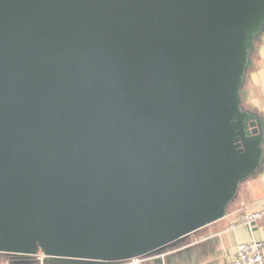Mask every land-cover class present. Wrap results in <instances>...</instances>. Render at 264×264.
<instances>
[{
	"label": "water",
	"instance_id": "95a60500",
	"mask_svg": "<svg viewBox=\"0 0 264 264\" xmlns=\"http://www.w3.org/2000/svg\"><path fill=\"white\" fill-rule=\"evenodd\" d=\"M264 0H0V251L162 252L262 161L241 105Z\"/></svg>",
	"mask_w": 264,
	"mask_h": 264
},
{
	"label": "crops",
	"instance_id": "0c3cea01",
	"mask_svg": "<svg viewBox=\"0 0 264 264\" xmlns=\"http://www.w3.org/2000/svg\"><path fill=\"white\" fill-rule=\"evenodd\" d=\"M242 107L259 117L263 132L262 161L238 186L236 204L222 218L191 233L182 242L162 252L142 256L141 264H226L236 255L237 244L264 242V214L245 222L244 214L264 208V25L252 38L240 84ZM0 264H61L44 256L15 258L0 251ZM113 264H126L125 260Z\"/></svg>",
	"mask_w": 264,
	"mask_h": 264
},
{
	"label": "built area",
	"instance_id": "2783aa9c",
	"mask_svg": "<svg viewBox=\"0 0 264 264\" xmlns=\"http://www.w3.org/2000/svg\"><path fill=\"white\" fill-rule=\"evenodd\" d=\"M264 214V208L249 210L244 214V220L250 223ZM142 256H133L125 260L126 264H141ZM226 264H264V242L252 240L237 244L236 255Z\"/></svg>",
	"mask_w": 264,
	"mask_h": 264
},
{
	"label": "rangeland",
	"instance_id": "374dc122",
	"mask_svg": "<svg viewBox=\"0 0 264 264\" xmlns=\"http://www.w3.org/2000/svg\"><path fill=\"white\" fill-rule=\"evenodd\" d=\"M242 105L244 106V107H248V105H246V104H244V103H242ZM239 197V193H238V195L237 196H235L234 198H233V200L229 203V205H228V207H227V212H229L233 207H234V205L236 204V201H237V198Z\"/></svg>",
	"mask_w": 264,
	"mask_h": 264
}]
</instances>
